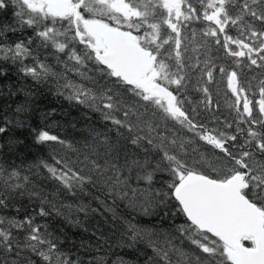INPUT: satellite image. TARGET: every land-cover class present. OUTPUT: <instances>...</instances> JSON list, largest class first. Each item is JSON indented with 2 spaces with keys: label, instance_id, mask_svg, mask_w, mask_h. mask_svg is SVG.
I'll return each instance as SVG.
<instances>
[{
  "label": "snow or ice",
  "instance_id": "snow-or-ice-1",
  "mask_svg": "<svg viewBox=\"0 0 264 264\" xmlns=\"http://www.w3.org/2000/svg\"><path fill=\"white\" fill-rule=\"evenodd\" d=\"M9 10L0 80L10 62L99 113L105 130L76 147L30 128L50 154L25 169L5 160L24 143L13 128L25 122L0 120V264H88L37 217L83 228L79 217L93 214L118 222L122 246L150 250L145 264H264V0H0ZM217 72L233 97L222 122L209 88ZM190 84L203 94L195 106ZM40 170L58 186L51 196ZM25 198L38 204L20 216ZM10 208L16 216L2 214Z\"/></svg>",
  "mask_w": 264,
  "mask_h": 264
},
{
  "label": "trees",
  "instance_id": "trees-1",
  "mask_svg": "<svg viewBox=\"0 0 264 264\" xmlns=\"http://www.w3.org/2000/svg\"><path fill=\"white\" fill-rule=\"evenodd\" d=\"M0 20H11V10L6 13H0ZM25 35H31V30H28ZM15 38L16 36H10L8 42L10 43ZM195 39L199 40V36ZM192 47H195V44ZM52 53H54V49H48L43 52V55L47 57L48 63L55 64V56ZM195 54L198 55L199 53ZM59 55L62 60L65 59L63 54ZM217 63L220 66L227 67L222 60H217ZM4 67L9 70V75L6 79L0 80V120L7 117L8 119H18L25 122L24 128H13L14 135L23 140L24 143L15 152L9 153L5 157L8 164L17 166L23 164L26 169L27 164L34 163L37 158L47 159L49 157V149L34 143L30 128L49 127L53 133L70 141L76 147L82 146L85 137L89 135L93 127L98 131L105 130V122L101 119L99 113H95L67 99L65 96L58 95L55 91V85L51 84V82L47 84L37 83L31 77H25L22 73H19L17 66L10 62L4 63ZM62 67V65H57V68ZM254 71L259 74L260 70L256 69ZM249 79H251L250 74ZM253 83H256V81L254 80ZM209 88L213 93L214 103H219L220 107L217 115H219L222 122L229 117L231 110L228 105L233 99L230 90L227 88L226 77L218 72L214 73V82L209 85ZM187 95L193 106L203 99V94L195 90L191 84ZM20 106H23L26 110L17 113L16 109ZM9 127L13 126L10 125ZM69 154L71 155V153ZM36 182L50 196L58 187L54 181L46 179V173L43 170H40L39 178ZM58 199L64 203L75 202L74 198L70 196L60 195ZM37 204V200L29 203L25 198L19 201L16 206L21 209L20 216H23L25 210L31 212ZM92 204L93 207L96 206L95 201ZM121 207L123 208V206ZM2 214L6 216L17 215L13 208L4 211ZM79 219L83 223V228L67 223L62 217H37L40 223H48L52 226V230L60 237L62 241L61 247L65 251L69 252L70 255L78 256L82 261L88 262V264L101 260L103 264H118V258H122L128 264H145V254H152L143 245L137 246L139 250L122 246L121 233L123 229L118 222L111 220L110 214H93L87 218L81 215ZM135 221L145 226L159 224L158 220L149 216L137 215ZM176 222L179 223L180 220L177 219ZM85 228L87 231L84 230ZM101 235H103L106 243L100 241V247L97 248V238Z\"/></svg>",
  "mask_w": 264,
  "mask_h": 264
}]
</instances>
